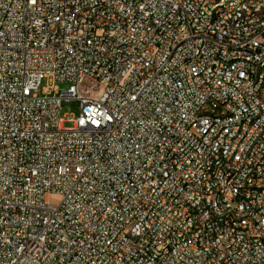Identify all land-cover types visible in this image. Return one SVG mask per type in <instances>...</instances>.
<instances>
[{"label":"built area","instance_id":"built-area-1","mask_svg":"<svg viewBox=\"0 0 264 264\" xmlns=\"http://www.w3.org/2000/svg\"><path fill=\"white\" fill-rule=\"evenodd\" d=\"M258 1L0 0V264H264L232 223L245 205L264 228ZM219 142L227 197L205 211Z\"/></svg>","mask_w":264,"mask_h":264},{"label":"bare ground","instance_id":"bare-ground-1","mask_svg":"<svg viewBox=\"0 0 264 264\" xmlns=\"http://www.w3.org/2000/svg\"><path fill=\"white\" fill-rule=\"evenodd\" d=\"M59 1V0H52ZM76 1V0H62ZM125 1V0H118ZM210 2V0H203ZM253 0H243L245 9H252ZM96 2H86L81 6L83 20H90V13L95 12ZM264 12V0L255 3L253 16H262ZM228 29L231 31H243V23H241V14H233L228 19ZM261 34H264V24L261 26ZM264 46V38H263ZM254 64L253 56H241L239 59H232V66H249ZM227 88H238V81H227ZM259 91H264V82H259ZM262 110H264V100H262ZM261 120V112L249 114V123H256ZM235 135H242V127H235ZM213 140H222V131H214ZM226 150V142H219L216 145L215 160L212 161V169H217L213 175V180H206V187H210V194L205 204V211H215L220 206L221 201H226L227 185L224 179L226 173L232 171V162H224V152ZM232 223L247 222L253 227V237L257 239L264 251V228H262V219L260 216H254L252 210L246 209L245 205L232 206Z\"/></svg>","mask_w":264,"mask_h":264},{"label":"rangeland","instance_id":"rangeland-1","mask_svg":"<svg viewBox=\"0 0 264 264\" xmlns=\"http://www.w3.org/2000/svg\"><path fill=\"white\" fill-rule=\"evenodd\" d=\"M46 85H47V82H46V80H44V81L42 82V86H46ZM55 85L58 86V88H59L60 90L67 89L68 86H69L68 83H60V82H57ZM79 114H80V109H79L78 107H76V106H72V107L64 106V107H62L61 110H60V117H61V118H65V117H67V116L78 117ZM64 126H65V127H72V126H73V123H72V122H69V121H65ZM50 200H51L52 202H56V201L59 200V198H58L57 196H52V197L50 198Z\"/></svg>","mask_w":264,"mask_h":264}]
</instances>
